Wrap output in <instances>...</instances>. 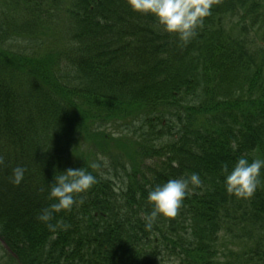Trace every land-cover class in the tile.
<instances>
[{
    "label": "trees",
    "instance_id": "1",
    "mask_svg": "<svg viewBox=\"0 0 264 264\" xmlns=\"http://www.w3.org/2000/svg\"><path fill=\"white\" fill-rule=\"evenodd\" d=\"M196 33L127 0H0V264H231L216 234L239 222L246 264H264V168L248 199L222 172L264 159V0H215ZM79 167L97 183L38 220L54 175ZM193 172L202 185L146 229L150 188Z\"/></svg>",
    "mask_w": 264,
    "mask_h": 264
},
{
    "label": "clouds",
    "instance_id": "2",
    "mask_svg": "<svg viewBox=\"0 0 264 264\" xmlns=\"http://www.w3.org/2000/svg\"><path fill=\"white\" fill-rule=\"evenodd\" d=\"M214 2L215 0H127L132 11L152 15L164 32L176 34L185 44L197 34L196 29L210 15ZM100 159L107 163L106 158ZM90 167L98 168L99 165L92 163ZM262 168L264 159L250 161L244 156L239 157L231 169L224 165L222 172L225 190L238 198H251L260 186ZM25 171L23 166L13 168L11 183L19 185L24 179ZM96 183V176L82 167L68 168L61 174L54 175L48 195L55 202L42 209L37 219L47 223L53 212L70 211L76 203L75 194L88 191ZM201 185L200 175L193 172L187 177L170 179L151 187L146 198L152 210L144 216L145 228L150 230L158 216L175 217L184 198ZM80 203H83L82 199ZM47 226L54 230V225Z\"/></svg>",
    "mask_w": 264,
    "mask_h": 264
},
{
    "label": "rangeland",
    "instance_id": "3",
    "mask_svg": "<svg viewBox=\"0 0 264 264\" xmlns=\"http://www.w3.org/2000/svg\"><path fill=\"white\" fill-rule=\"evenodd\" d=\"M21 46H22V43H21ZM137 126V124H136ZM106 132L110 133L111 136H114V137H117L118 135H116L115 133H113L112 131H114V129L112 127H109L107 129H105ZM123 134V132H121V135ZM126 135H123V136H126L128 138V140L132 139V135H131V132H126L125 133ZM116 142H112L110 140L106 141V143L103 144V146L109 150V153L110 154L111 152H116L118 151L115 147ZM119 146V145H117ZM122 149V148H121ZM113 154V153H112ZM95 155L97 156H101V157H105V156H102L101 153L97 150H95ZM108 165H111V161L112 160H106ZM122 170V168H121ZM122 176H123V171H122ZM117 184H120L119 182ZM242 206L239 207L237 210H241ZM251 208H247V210L245 211H248L250 210ZM237 219H239V217L237 216ZM233 224V223H231ZM242 222H239V226L237 225H230L229 224V229L227 230V227L224 226L223 229H220L217 234H216V237L218 236V240L216 242V245H217V248H219V252L222 253L220 254V258L221 259H225L223 261H220L221 263L222 262H225V261H228L230 262L231 264H246L247 263V257L248 255L247 254H244L246 253V247H244L245 243L244 241L242 240L244 235H247V234H243L244 231L242 229ZM241 228V229H239ZM248 242H249V246L252 247L253 251L256 252L258 250H260L262 247V245H264V239L260 242V244L262 245H256L255 244V241L252 240V239H249L248 238ZM230 251V253H229ZM233 253V254H232ZM5 255V251H3V245L2 243L0 242V261L1 263H3V261L1 260L2 256ZM234 261V262H233ZM163 264H171V261L167 258H164L163 260Z\"/></svg>",
    "mask_w": 264,
    "mask_h": 264
}]
</instances>
